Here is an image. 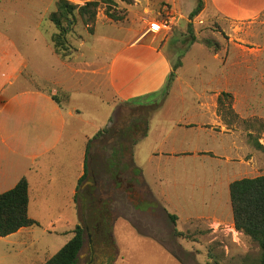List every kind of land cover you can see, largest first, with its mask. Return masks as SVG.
I'll return each instance as SVG.
<instances>
[{
	"label": "rangeland",
	"instance_id": "1",
	"mask_svg": "<svg viewBox=\"0 0 264 264\" xmlns=\"http://www.w3.org/2000/svg\"><path fill=\"white\" fill-rule=\"evenodd\" d=\"M68 1L79 6L85 3V0ZM56 2L0 0V46L13 42L16 48L25 49L29 67L36 65L46 80L60 72L55 70L59 60L51 54L50 41L57 32L49 21ZM195 6L196 0H129L128 4L118 1L116 9L125 15L122 21L110 20L101 6L89 24L77 18L66 36L69 57L78 62L100 63L109 60L110 53L133 36L129 32L133 29L155 36L179 76L173 88L166 82L162 92L167 98L163 108L168 117L180 119L186 114L184 121L207 119L191 117V112L197 114L204 96L209 97L213 88L220 87L219 95L225 92L228 97L222 96V106L216 110L219 125L224 127L223 131L240 133L249 149L246 160L250 166L240 176L264 175V148L256 147V141L264 146V13L250 20L234 21L204 8L190 19L189 13ZM164 20L169 21L167 27L160 25ZM151 24L157 25L155 31L148 30ZM189 31L196 38L190 45ZM206 39L212 41L210 47L203 43ZM78 79L83 87L73 94V103L100 122L107 107L101 106L98 95L108 96L102 75H74L73 81ZM65 82H71L68 74ZM120 107L122 116L106 136L115 140L117 131H123L118 140L126 149L124 165L119 167L120 171H111L100 145L94 149L91 171L96 178L89 182L100 180L99 192L107 190L113 203L111 199L107 203L105 195L101 197L94 192L87 209L83 192L89 190L83 187L82 191L80 184L77 207L85 233L77 264H257L260 255L257 243L236 231L233 222H226L232 218L227 184L234 180V173L222 162H213L211 153L195 158L193 154L178 153L165 155L170 158L160 163L153 160L146 170L155 192L153 202L142 188L129 190V185L135 183L129 150L140 129L135 128L132 137H125L124 133L127 128L140 125L141 121L133 118L131 112L140 115L141 110L127 104ZM205 134L194 128L181 129L177 135L169 136L166 146H171L166 148L180 151L196 146L213 150V138L208 139ZM154 143H158L156 137ZM216 166L219 171H215ZM110 173H113L109 175L111 181L106 184L104 177ZM157 173L162 175L161 182L156 179ZM116 185L117 190H110V186ZM38 194H41L39 202L31 201L29 206V216L37 219V224L25 228L21 234L0 237V264H43L72 237L70 226L75 222V206H69V193L53 189ZM32 196L33 193L31 199ZM168 214L177 216L175 226ZM103 215L108 216L109 222L102 221ZM174 228L187 237L175 236Z\"/></svg>",
	"mask_w": 264,
	"mask_h": 264
},
{
	"label": "crops",
	"instance_id": "2",
	"mask_svg": "<svg viewBox=\"0 0 264 264\" xmlns=\"http://www.w3.org/2000/svg\"><path fill=\"white\" fill-rule=\"evenodd\" d=\"M204 8L225 20L243 21L264 13V0H204ZM129 32L133 36L123 42L116 51L111 52L107 61L92 64L84 60L78 62L74 57L62 59L55 55L59 60L55 64V70L60 72L50 80H46L48 78L39 72L36 65L29 67L25 49L16 48L13 42H6L0 46V194L13 188L24 177L28 182V216L31 201L36 204L35 202L38 203L40 200L41 194H38V191L64 189L70 195L69 206H75V222L73 226H68L73 229L77 225L85 228L83 221L80 220L75 195L78 192V181L84 175L86 144L104 128L110 133L113 125L122 116L121 104H127L135 109L155 106L149 116L145 135H139L134 140L135 143L133 141L130 146L135 183L129 185V190L135 191L140 187L153 202L155 192L146 174L147 166L152 164L153 160H158L160 163L161 160L167 161L170 158L165 155L178 153L193 154L192 157L211 155L213 162H222L234 173L232 176L234 180L244 178L240 175L247 173L250 166L249 161L246 160L249 149L243 143L241 134L226 129L223 131L224 127L219 125L216 110L220 87L213 88L209 97L203 95L204 99L199 102L197 114L191 112V117L207 119L184 121L186 114H182L180 119L171 120L163 108L167 98L162 92L172 71L171 62L164 52V47H160L159 42L155 41V36L143 35L142 32L134 29ZM80 45L83 46L84 43ZM51 54H54L53 50ZM90 68L93 70L90 71ZM90 73L94 75L100 73L103 86L108 91V96L103 93L98 95L101 106L107 107H104L106 109H104L103 120L100 122L73 103V94L83 87L81 80L73 81L74 75ZM67 74L70 76V84L65 82ZM40 82L45 86L40 85ZM178 82L179 76L175 75L171 88ZM51 95H56L59 103L55 102ZM168 96H170L169 93H167ZM131 116L136 117L133 112ZM135 127L134 129L131 127L124 136L132 137L135 134ZM180 128L185 130L194 128L205 132L208 139L213 138V150L196 146L180 151L166 148L171 146V144L166 146L169 136L177 135ZM218 128L220 130H216ZM108 132L93 141L88 156L87 173L81 183L82 191L83 187L89 190L83 192L87 209H89L93 193L99 192L101 187L100 180L97 183L89 182L96 178L95 173L91 171V165H94L95 159L94 149L100 145L106 157V165L108 169H112L111 171L116 169L120 171L119 167L124 165V162L123 165L114 167L110 165L114 154L118 157L123 154L125 158L126 149L124 150V145L118 140L123 136L121 135L123 131H117L119 135L115 140L111 135L106 136ZM155 137L158 140L157 144L154 143ZM172 145L174 146V143ZM242 169L245 171L241 172ZM216 170H220L219 166L215 167ZM158 173L156 179L161 182L162 175ZM109 175L112 176L113 173L105 175L106 184L111 181ZM236 175L239 178H235ZM229 184L230 182L227 184L228 187ZM117 189L118 186H110V190ZM106 192L107 190L99 193L101 197L105 195L107 203L110 202L109 199L113 203L112 196H108ZM87 209L83 211L84 214L87 213ZM161 210L167 214L165 209ZM202 217L204 216L196 218ZM29 218L37 220L34 217L29 216ZM101 218L102 221L109 222L108 216L103 215ZM226 222L232 223L233 219ZM23 230L25 228L13 234H21Z\"/></svg>",
	"mask_w": 264,
	"mask_h": 264
},
{
	"label": "trees",
	"instance_id": "3",
	"mask_svg": "<svg viewBox=\"0 0 264 264\" xmlns=\"http://www.w3.org/2000/svg\"><path fill=\"white\" fill-rule=\"evenodd\" d=\"M118 1L129 3V0H85V3L79 6L68 0H57L55 11L49 15V21L57 30L50 38L53 53L62 59L68 58L70 55V47L66 36L72 31L77 18H80L85 24L91 23L95 19L96 10L101 6H104V14L110 20L122 21L125 15L116 9ZM203 9L204 0H196V6L189 13V18H194ZM189 35L190 39H188L187 43L190 45L196 41V38L192 31H189ZM203 43L208 47L213 44L212 41L208 39L203 40ZM179 65L180 63L175 66V69ZM174 79L175 70L172 68L167 81L169 88H171ZM222 96L228 97V94L222 92L217 98L218 110H220L222 106ZM51 97L55 102L59 103V98L56 95H51ZM154 108L155 106L138 108V110L141 111H139L140 115H136V119L138 118L137 121L139 120L141 123L140 127L137 125L135 128L141 130V136H144L147 131L148 119ZM127 130H131V127L127 128ZM107 132L108 129L104 128L88 140L85 150L84 175L78 181L77 191L87 173V161L93 141ZM133 143H135V141ZM256 147L260 149L264 148L258 141H256ZM123 158V154L119 157L114 154L113 159L110 160L111 167L123 165ZM228 188L233 226L236 231L241 232L244 236L249 238L250 241L257 243L260 250L257 264H264V175L234 180L229 184ZM76 198L77 195H75V200ZM27 206L28 182L23 177L13 188L0 194V237H6L17 232L21 228L32 227L37 224L35 220L29 218ZM168 218L175 226L177 216L175 214H168ZM84 233V228L77 225L72 230V237L43 264H77L79 252L84 244ZM174 235L187 237L186 234L175 228Z\"/></svg>",
	"mask_w": 264,
	"mask_h": 264
},
{
	"label": "built area",
	"instance_id": "4",
	"mask_svg": "<svg viewBox=\"0 0 264 264\" xmlns=\"http://www.w3.org/2000/svg\"><path fill=\"white\" fill-rule=\"evenodd\" d=\"M170 17H171V16H170ZM168 20H169V18H168ZM168 23H169V21L164 20V21L161 22L160 25H161L162 27H167ZM155 25H156V24H151L150 27L148 28V30L155 31V30H156L155 28H156V26H157V25H156V26H155ZM154 27H155V28H154Z\"/></svg>",
	"mask_w": 264,
	"mask_h": 264
}]
</instances>
